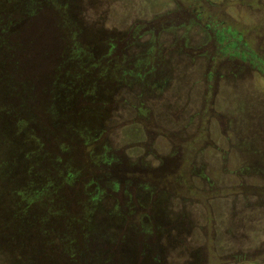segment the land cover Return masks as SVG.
Listing matches in <instances>:
<instances>
[{"label": "trees", "instance_id": "trees-1", "mask_svg": "<svg viewBox=\"0 0 264 264\" xmlns=\"http://www.w3.org/2000/svg\"><path fill=\"white\" fill-rule=\"evenodd\" d=\"M92 1L0 0L2 264H166L169 258L168 244L158 242L160 228L143 227L139 189L178 192L183 175L176 162L164 159L151 167L120 155L99 157L95 147L119 101L122 110H132L138 138L153 141L164 131L172 144L195 142L166 131L145 106L146 98L158 104L172 90L182 55L168 53L187 34L178 31L189 29L183 22L188 15L174 8L118 34L104 14L86 19L85 4ZM200 6L191 21L207 32L198 45L210 67L204 80L223 78L211 68L223 59L264 72V51ZM166 31L174 33L170 44L162 40ZM211 92L209 81L203 120ZM111 196L121 200L118 212L104 200ZM161 231L173 246L186 236L183 227ZM186 253L184 264L200 263L201 252L189 246ZM230 256L243 257L239 250Z\"/></svg>", "mask_w": 264, "mask_h": 264}, {"label": "rangeland", "instance_id": "rangeland-1", "mask_svg": "<svg viewBox=\"0 0 264 264\" xmlns=\"http://www.w3.org/2000/svg\"><path fill=\"white\" fill-rule=\"evenodd\" d=\"M85 5L87 20L97 13L104 14L107 19V25L117 30L118 34L130 28L135 22V24H138L150 21L156 15H161L178 7L183 9L188 15L185 16L187 17L186 20L191 21L193 10L201 5L212 14L220 16V20H223L224 25L243 30L245 32L244 38L249 40L252 48L264 51V0H93L88 5ZM199 28L202 27H194L191 32L194 41L199 37L200 39L203 37L207 38L205 30L200 32L202 35H193ZM207 48L211 50L214 47ZM188 63V61H185L182 65H186V69L191 70L192 66ZM200 66L202 65L199 64L196 66L197 69L195 68L198 73L201 70ZM211 68L227 74L231 70L230 61L228 59L220 60L212 64ZM255 69L256 67L254 68V66L249 64L246 75L235 77L230 74L225 77L226 79L219 78L215 81V94L212 97L211 104L217 113L220 112L221 116L224 114L228 115L229 112L232 113L239 98L244 100L245 95L253 96V98L259 97V100L262 99L264 102V77ZM262 73L264 74V72ZM187 79L189 84L192 85L191 82L197 79V75L189 73ZM200 87L198 85L193 89V95L197 98V101L200 95ZM245 102L244 107L248 105L247 101ZM123 107V101H119L114 105L113 114L108 121V124L110 123L108 125L109 129L102 136L104 138L101 142L102 144L100 145L99 143L95 147L96 155L98 154L99 157L120 155L133 163L136 159H143V161L139 162H150L149 165L155 166L159 162V155L169 156L173 148L178 150V158L180 160L178 163L180 165L177 168V172L179 173L178 175L182 172L183 178L180 177V179L183 180V183L178 187L180 188L178 192L174 193L176 196L185 197L187 206L193 213L191 215L196 225L183 227V233L186 235L185 239L183 241L179 240L175 246L171 245L170 239L168 242L164 238L165 235L160 231L159 244L163 247H165L164 244H168L165 248L167 255H169V258H166V264H184L186 251L189 246L201 252L199 264H264V195L262 194V197L258 194L259 198L256 197V199L253 196L249 198L248 201L250 203L254 202L256 204L248 207H243L245 200L237 196L236 211H238L241 218L242 227H227L226 220L230 219L229 213L234 211L231 202L239 192V189L235 186L239 183V180L230 175L229 171L230 168L235 167V160L230 159L229 166L226 165L224 167L223 162L218 157V154L225 147L224 138L216 131L219 124L224 129V123H221L223 118L220 117L221 121L219 122L215 121V117L211 119L209 116L210 112H206L208 119L202 120L201 130H196L194 133L189 130L188 135H186L192 136L189 141L198 139L190 147L188 140L187 142L184 140L172 144L161 133L162 131L154 134L153 141L146 140V138H143V140L142 136L138 138L133 133L136 132L132 128L135 124L129 118L132 110L128 111L126 108L122 110ZM125 110L127 111L124 112ZM204 111H206L205 105L203 113ZM159 118L163 120L160 121L162 123L167 120L166 116L160 115ZM204 122H207L205 124L209 129L208 132ZM209 143L213 144L212 147L206 148V151L200 154L203 147H207ZM153 146L156 148V157L148 154V151ZM217 147L221 149L220 152ZM202 157L207 161H211L209 167L205 168L202 164H199L202 161ZM194 163H198L197 167L200 170V174L205 173L210 176L218 191H210L206 186H203L200 177L192 176ZM260 183H264V181H259L258 184ZM178 198L176 197L175 200L178 201ZM114 199H117L118 202L120 200L115 198V196L107 197L104 200L107 204L113 205V203L115 204ZM236 250L241 251L243 255L238 261L230 256V253ZM0 264H2L1 260Z\"/></svg>", "mask_w": 264, "mask_h": 264}, {"label": "flooded vegetation", "instance_id": "flooded-vegetation-1", "mask_svg": "<svg viewBox=\"0 0 264 264\" xmlns=\"http://www.w3.org/2000/svg\"><path fill=\"white\" fill-rule=\"evenodd\" d=\"M159 16L160 15H156L155 17ZM186 18L187 17H184L185 20L183 22L190 26L189 29H187L186 26H183V28L179 29L178 32L179 34L187 32V34L178 41V46L174 51H172L173 53H168V56L182 55L180 60L181 62L176 66L179 73L175 81L172 83V90L169 91V95L166 96V99L163 101L161 100L158 104L146 98L145 106L155 111L157 121L164 129H166V131L170 130L185 139H189L192 137L186 136L188 135L189 130L193 133L196 130H201L207 85L210 81L212 84L211 93L214 95V85L216 84V80H204V78L208 76L207 72L210 70V67H207V64L204 62L205 58L202 57V50H199L198 45H202L206 37H203L202 39L199 37L194 41L191 32L194 27H197V25L192 21H187ZM202 30L204 29L199 28V30H197L196 33L194 32L193 35H202V33H200ZM163 35L169 36L166 37V39L163 38L162 40H169L168 43L170 44L174 33L172 31H166ZM164 45L167 46L168 44L165 42ZM185 61H188V64L192 66L191 70L186 69V65H182ZM199 64L202 65L200 66V73L196 70V66ZM230 66L231 70H229L227 74L226 72H221L223 74V78L230 74L235 77H242L241 75L243 74L246 75V70L248 69L249 64H240L238 68H234L230 63ZM259 72L263 75L262 77H264L262 71ZM189 73L197 75V79L191 82L192 85L189 84V80L187 79ZM198 85L201 86V90L197 101V98L193 95V89ZM243 99L244 100L239 98L236 107L233 109L234 111H232V113L229 112L228 115L224 114L221 116L220 112L217 113L215 111L212 104L209 107L211 119L215 117V121L219 122L221 121L220 117H222L223 122L221 121V123H224V129L221 128L219 124L218 129L216 130L217 133L224 138L223 142L225 144L222 151L217 147V150L219 152L221 151L219 154L222 153L221 155L218 154V157H220L224 167L226 165L229 166L228 163L230 159L235 160L237 163H235V167L229 169L230 175H233L235 179L237 178L239 180V183L235 185L239 189V192L238 195H235V198L231 202L234 211L229 213L230 219L226 220L228 224L227 227H242L241 218L239 217L238 211H236L238 197H242L245 200L243 207H248L256 204L254 202L250 203L248 201L249 198L253 196L256 199V197L259 198L258 194L261 196L262 194L264 195V183L258 184L259 181H264V102L262 99L259 100V97L253 98V96L250 97L249 95H245ZM245 101L248 103L246 107H244ZM160 115L164 117L166 116L167 120L163 123L160 122L163 121L160 120ZM205 128H207V125ZM206 130L208 132L209 129L207 128ZM161 133L166 136L164 131ZM166 138L169 140L167 136ZM212 145L213 144L209 143L207 147L204 146L200 154L204 153L206 148H211ZM150 150L148 151V154L156 157V148L153 146ZM173 154H175V156H172ZM178 155V150L173 148L169 156L159 155L158 159L159 162L164 159L170 160V162L174 160L176 162V167L178 168L180 165V163H178L180 162ZM138 160L143 161V159ZM159 162L155 166H158ZM200 162L201 163L199 164H202L205 168L211 165V161H207L203 157ZM146 164H150V162H147ZM197 164L198 163H194L192 176L200 177L202 179L203 186H206L212 191L216 190V184L211 180L210 176L204 173V171V174H200ZM150 166L155 167L153 165ZM195 167L196 169H194ZM249 180L253 181L250 182ZM139 192L141 194V202L144 206H146L144 207V215L142 217L143 227H159L160 229H158V232H160L167 227H193L196 225L195 220L193 221V216L191 215L192 211L189 206H187L185 197L176 196L174 192L170 193L166 191H161L159 194L154 195L150 187L145 189L140 188ZM176 197H179L177 199L178 201L175 200ZM116 200L114 199L115 204L113 203L112 207L117 209L116 211L118 212L117 204H119V202L117 200L116 203ZM129 200H132L130 205L134 209L136 207V199L134 197H130ZM229 214L227 213V215ZM117 217L121 219V215H117ZM128 227H137V224L136 222H130ZM164 238L169 242L166 235ZM159 239L160 236L158 240Z\"/></svg>", "mask_w": 264, "mask_h": 264}]
</instances>
